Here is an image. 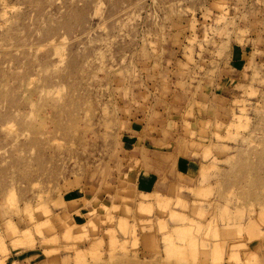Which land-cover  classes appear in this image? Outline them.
Here are the masks:
<instances>
[{
    "label": "rangeland",
    "instance_id": "rangeland-1",
    "mask_svg": "<svg viewBox=\"0 0 264 264\" xmlns=\"http://www.w3.org/2000/svg\"><path fill=\"white\" fill-rule=\"evenodd\" d=\"M0 264H264V0H0Z\"/></svg>",
    "mask_w": 264,
    "mask_h": 264
},
{
    "label": "crops",
    "instance_id": "crops-1",
    "mask_svg": "<svg viewBox=\"0 0 264 264\" xmlns=\"http://www.w3.org/2000/svg\"><path fill=\"white\" fill-rule=\"evenodd\" d=\"M149 153V157L152 158L153 162L157 161L151 170H145L144 167H141V163L144 161V159L139 158L137 161L140 162V166L136 168L133 172V181H134V190L138 194H148L152 193L159 185L160 181L166 180L167 179V168H162V162L156 157L153 158V151L151 149L147 150ZM158 153V152H157ZM159 156H167V153H158ZM148 157V158H149ZM196 167V164L194 161L183 157L179 156L176 158L175 164H174V173H178L179 175L182 176H187L190 175L191 172L194 171V168Z\"/></svg>",
    "mask_w": 264,
    "mask_h": 264
},
{
    "label": "bare ground",
    "instance_id": "bare-ground-1",
    "mask_svg": "<svg viewBox=\"0 0 264 264\" xmlns=\"http://www.w3.org/2000/svg\"><path fill=\"white\" fill-rule=\"evenodd\" d=\"M201 189H199L198 191H200ZM139 209L140 210H143V209H148V208H150L149 206L147 207V205H144V204H140L139 206ZM137 207V208H138ZM49 228V227H48ZM47 229V228H46ZM190 229H191V227L190 226H175V228L173 229V232L174 233H176V234H179V235H185V234H187V233H189V231H190ZM51 231V230H50ZM67 233H69V232H67ZM68 236V235H67ZM145 243H150L152 240L151 239H149V237L148 236H145ZM169 240V239H168ZM192 245H193V242H192ZM177 252H178V250H176Z\"/></svg>",
    "mask_w": 264,
    "mask_h": 264
}]
</instances>
